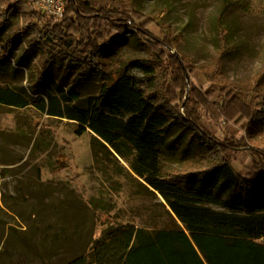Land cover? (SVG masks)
Listing matches in <instances>:
<instances>
[{"label": "rangeland", "instance_id": "374dc122", "mask_svg": "<svg viewBox=\"0 0 264 264\" xmlns=\"http://www.w3.org/2000/svg\"><path fill=\"white\" fill-rule=\"evenodd\" d=\"M83 1L96 10L138 12L134 22L149 37L135 29L118 35L116 25H108L114 52L124 61L154 68L157 93L167 94L182 115L185 105L196 107L192 98L200 103V125L215 138L242 141L243 148L230 155L235 170L246 174L257 160L252 151L264 150V130L250 124L253 111L264 110V0ZM10 7L20 15L34 14L33 23L42 30L53 20L27 0H0L1 10ZM24 29L21 22L2 29L0 56ZM154 38L174 39L176 46L168 51ZM15 39L12 58L0 70V85L30 93L47 76L44 51L31 48L25 32ZM173 56L189 68L185 80L175 74ZM49 70L57 83H68L66 90L80 73L69 60ZM132 74L146 82L140 68ZM82 78L78 91L83 99L97 96L107 83L92 72ZM224 80L245 91L243 103L232 104ZM77 130V123L50 117L34 105H0V264H66L112 228L170 224L157 200L140 196L116 171L103 172L92 156L91 134L77 135ZM162 161L164 173L181 168L174 157Z\"/></svg>", "mask_w": 264, "mask_h": 264}, {"label": "trees", "instance_id": "16d2710c", "mask_svg": "<svg viewBox=\"0 0 264 264\" xmlns=\"http://www.w3.org/2000/svg\"><path fill=\"white\" fill-rule=\"evenodd\" d=\"M65 5L64 18H52L43 30L33 23L34 14L0 9V39L5 26L25 24L28 45L44 51L47 73L30 93L0 85V105L20 109L34 105L50 117L77 123V135L91 134L92 156L103 172L114 170L124 176L140 196L157 200L170 217V224L152 226L156 239L142 237L144 228H112L66 264H127L133 255L142 262L164 263L172 253L182 252L172 250L175 244L161 236L170 228L179 229L177 221L185 225L209 264H264V150L252 151L257 160L246 174L237 172L230 153L243 148L242 141L215 138L200 125L196 110L200 103L192 98L196 107L185 105L187 114L182 115L167 94L157 93L154 68L124 61L114 52L108 25H116L118 35L135 29L149 37L134 22L138 12L96 10L83 0H65ZM24 32L17 31L1 53L0 70L12 58L15 37ZM154 39L168 51L176 46L174 39ZM66 60L80 68L69 90L68 83H57L49 70L51 64L61 66ZM172 62L175 74L185 80L189 68L184 61L173 56ZM135 68L143 71L146 82L132 74ZM89 72L107 83L100 94L83 99L78 84ZM224 82L232 104L243 103L245 91ZM254 112L250 124L264 130V110ZM163 156L174 157L181 168L164 173ZM19 239L30 243L24 235Z\"/></svg>", "mask_w": 264, "mask_h": 264}, {"label": "crops", "instance_id": "0c3cea01", "mask_svg": "<svg viewBox=\"0 0 264 264\" xmlns=\"http://www.w3.org/2000/svg\"><path fill=\"white\" fill-rule=\"evenodd\" d=\"M212 208L216 210H220L218 207H212ZM177 224L179 226V229L170 228L166 230L164 234L161 236L164 239L170 240L175 245L179 244V246L176 247L174 245L173 246L174 248L171 249L174 251L179 250L182 252L172 253L171 255H169L168 258H166L167 260H165L164 263H159V264H209L205 259L204 255L202 254V252L200 251L195 240L191 236L190 232L186 229L185 225L181 221H177ZM132 226H134L136 229L144 228L146 232L144 233V235H142V237L146 239L147 238L156 239L158 237V235H156L155 232L153 231L154 230L153 227H142V226L140 227L137 225H132ZM213 243L214 242L211 238L210 247L207 246V248L208 249L210 248V250L214 248ZM192 249H194L198 253L200 259L196 257V254L193 252ZM212 259H213V255H212ZM127 264H156V263H153L150 260H146L142 262L139 260L138 255H133V257L130 258Z\"/></svg>", "mask_w": 264, "mask_h": 264}, {"label": "built area", "instance_id": "2783aa9c", "mask_svg": "<svg viewBox=\"0 0 264 264\" xmlns=\"http://www.w3.org/2000/svg\"><path fill=\"white\" fill-rule=\"evenodd\" d=\"M32 3L40 12L47 16L61 20L66 14L65 0H27Z\"/></svg>", "mask_w": 264, "mask_h": 264}, {"label": "water", "instance_id": "95a60500", "mask_svg": "<svg viewBox=\"0 0 264 264\" xmlns=\"http://www.w3.org/2000/svg\"><path fill=\"white\" fill-rule=\"evenodd\" d=\"M169 209V208H168Z\"/></svg>", "mask_w": 264, "mask_h": 264}]
</instances>
